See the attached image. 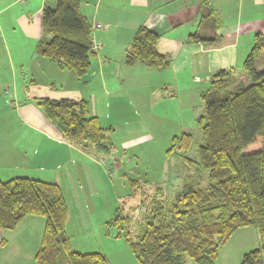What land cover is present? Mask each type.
Wrapping results in <instances>:
<instances>
[{
  "label": "trees",
  "instance_id": "16d2710c",
  "mask_svg": "<svg viewBox=\"0 0 264 264\" xmlns=\"http://www.w3.org/2000/svg\"><path fill=\"white\" fill-rule=\"evenodd\" d=\"M211 1L200 0L201 23L215 31L222 19ZM42 25L50 37L39 41L37 53L82 78L90 67L94 46L80 0L46 5ZM191 35L213 40L198 33ZM158 40V33L140 26L126 50L125 63L169 67L171 56L159 52ZM263 54L264 34L257 33L243 71L217 70L200 94L203 114L198 123L203 144L198 160H186L208 170V184L198 185L189 177L178 194L168 198L159 184L130 181L139 202L129 208L121 202L108 223L119 229L118 237H125L138 264H216L220 246L238 228L248 225L257 227L260 243L244 254L241 264H264V68L256 65ZM36 101L70 143L103 153L115 147L110 137L113 128L91 114L89 100L41 97ZM178 144L187 150L192 135L175 136L169 150ZM135 208L141 210V216L134 235L130 213ZM28 215L45 217L35 255L38 264H113L101 251L80 252L72 247L66 231L68 205L57 182L26 176L0 178V228L13 230Z\"/></svg>",
  "mask_w": 264,
  "mask_h": 264
},
{
  "label": "crops",
  "instance_id": "0c3cea01",
  "mask_svg": "<svg viewBox=\"0 0 264 264\" xmlns=\"http://www.w3.org/2000/svg\"><path fill=\"white\" fill-rule=\"evenodd\" d=\"M56 2L0 0V52L7 50L10 60L6 67L9 72H3L4 67L0 71V118L3 116L1 113L8 109L13 114L9 122L0 125V133L8 129L5 132L7 135L0 139L2 180L26 176L57 182L62 188L66 178L71 180L70 183L74 180L76 183V179H79L75 175V167L69 162V156L77 155L84 161L95 160L94 150H83L62 136L37 104V98L87 99L90 106L93 102L94 116L114 131L113 124L116 123H113L112 115L121 114V107L128 100V89L138 92L140 95L136 99L141 100L140 91L147 86L156 92L175 85V88L168 89V96L175 97L182 90L195 94L194 98H200L211 75L217 70L235 68L242 72L240 69L254 45L256 34H264V0H226V3L212 0L211 7L222 19V25L215 31L201 23L200 0H80V10L91 25L94 51L88 71L78 78L73 71L60 67L56 61L39 55L36 50L40 40L50 37L43 30V9ZM224 3L230 5V11L224 7ZM231 6L234 10H231ZM140 26L159 34L158 50L171 56L169 67L158 69L141 62L133 65L125 63L126 50ZM195 33L213 40L194 39L191 34ZM216 37L218 41L214 40ZM256 65L258 69L264 68V54ZM184 72L189 74L190 85L184 84L181 89L178 81ZM165 73L173 76L167 79ZM197 92L199 96H196ZM8 100L10 105L5 106L4 102ZM16 117L20 120L19 124ZM17 134H21L22 141L17 139ZM36 140L47 141L46 152L40 162L65 160L68 168L58 170L60 165L56 164L57 169L53 170L54 167L49 168L45 163L36 167L38 161H34L37 159L27 155L26 151L29 152V146ZM19 167L21 169L17 171ZM77 199L78 203L81 201L83 204L81 196ZM30 216H26L13 230L0 228V248L5 249L12 244L11 233L16 237L18 229L26 222H33ZM18 246L12 252H6L1 261L15 264L12 261L28 256L35 260L37 251L33 249V253L27 256L24 241Z\"/></svg>",
  "mask_w": 264,
  "mask_h": 264
},
{
  "label": "rangeland",
  "instance_id": "374dc122",
  "mask_svg": "<svg viewBox=\"0 0 264 264\" xmlns=\"http://www.w3.org/2000/svg\"><path fill=\"white\" fill-rule=\"evenodd\" d=\"M219 1L226 3V0ZM225 3L224 7L229 10L230 5L226 6ZM231 10H234L232 6ZM6 51L4 49V53L0 52V71L1 67H4L5 70L2 71L5 73L9 72L6 67L10 61L9 53ZM240 70L243 71L242 68ZM164 76L169 79L173 74L169 77V73H165ZM189 81V74L182 73L178 81L181 83L180 88H184V84L189 86ZM147 87L140 91L141 100L136 99L140 95L138 92L128 89V100L126 103L122 101L124 104L121 107V114L112 115V121L116 124H113L115 130L111 132L110 137L115 147L110 153L90 149L89 152L95 151L93 156L95 160L92 159V161H84L83 158L77 155L69 156L68 153L69 162L75 167V175L79 178L76 179V183L75 180L70 183L71 180L66 178L62 185L68 205L66 231L71 244L75 250L80 252L101 251L113 264H138L125 237H118L119 229L108 223L114 217L115 209L121 202L126 204V208L135 206L139 202V197L133 194L135 190L130 183L131 180L147 181L151 186L159 184L168 198L175 197L189 177L198 185L204 186L209 182L208 170L200 167L196 161L190 165L186 160V158L198 160L199 146L203 144V133L198 123L199 115L203 114L201 95L200 98H194L195 94L181 90L173 97L168 96L167 93L168 89L175 88V85L167 86L168 88L156 92H152L153 88ZM196 96H199L198 92ZM9 103V100L4 102L5 106L10 105ZM93 108V102H91L92 115L95 112ZM7 109L6 107L5 110ZM1 116L0 125H3L12 119L9 117L13 114L8 109L7 112L1 113ZM17 117L16 121L19 124L20 120ZM6 131L8 129L0 133V139L7 135ZM183 134L192 135L191 146L185 150L178 144L169 150L172 148L173 138ZM17 139L22 141L21 134H17ZM50 144L53 145L51 142ZM46 145V140H36L33 145L29 146V152L26 150L27 155L37 159L34 161H38L35 164L36 167L40 166V163H45L49 168L54 167L53 170L57 169L56 164L60 165L58 170L68 168V162L65 160L64 162L62 160L52 162L50 159L51 161L47 163L40 162L41 157L44 156L43 153L46 152ZM21 152L24 154L23 150ZM99 161L101 162L98 164ZM20 169V167L17 168V171ZM78 196L82 197L83 204L81 201L78 203ZM130 214H133L131 231L135 235L141 210L135 208ZM30 218L33 222H26L18 229L16 237L14 233H11L14 243L12 242L5 249L0 248V261L6 252L10 250L12 252L14 248H18L21 241L25 243L27 256L33 253V249L34 251H37V247L39 249L40 237L45 227V217L31 215ZM259 243L260 236L256 226L240 227L220 246L216 264H241L244 254L257 248ZM12 262L38 264L29 256ZM1 263L9 264V262L2 261Z\"/></svg>",
  "mask_w": 264,
  "mask_h": 264
},
{
  "label": "built area",
  "instance_id": "2783aa9c",
  "mask_svg": "<svg viewBox=\"0 0 264 264\" xmlns=\"http://www.w3.org/2000/svg\"><path fill=\"white\" fill-rule=\"evenodd\" d=\"M96 26H97V27H100V24H97Z\"/></svg>",
  "mask_w": 264,
  "mask_h": 264
}]
</instances>
